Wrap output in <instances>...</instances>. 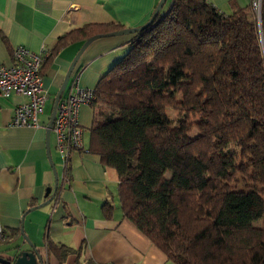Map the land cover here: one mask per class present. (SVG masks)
I'll list each match as a JSON object with an SVG mask.
<instances>
[{"label": "trees", "instance_id": "trees-1", "mask_svg": "<svg viewBox=\"0 0 264 264\" xmlns=\"http://www.w3.org/2000/svg\"><path fill=\"white\" fill-rule=\"evenodd\" d=\"M164 9L95 88L89 152L117 172L125 219L168 260L264 264V0L260 14L233 3L228 15L208 0ZM125 29L87 25L47 61ZM240 177L254 189L238 190ZM47 248L60 261L76 253Z\"/></svg>", "mask_w": 264, "mask_h": 264}, {"label": "crops", "instance_id": "crops-1", "mask_svg": "<svg viewBox=\"0 0 264 264\" xmlns=\"http://www.w3.org/2000/svg\"><path fill=\"white\" fill-rule=\"evenodd\" d=\"M208 1L228 15L233 12V3L247 7L254 2ZM159 2L0 0V64L11 65L12 52L18 46L36 53L46 47L49 58L60 38L87 25L142 27L150 21ZM135 35L95 41L80 58L70 82L76 78L81 88L95 89L124 57ZM83 45L82 41H75L45 63L43 83L50 94L48 103L53 101V107ZM25 101L27 98L17 94L0 98V227L6 237L0 240V260L13 259L20 251L31 250L22 236L24 231L44 264H175L125 219L118 196L117 172L105 167L100 156L90 153L85 142L84 150L71 154L68 168L56 149L53 133L47 149V127L52 113L40 116L39 128L10 126L15 108ZM97 114L93 104L81 109L80 124L84 130H91ZM56 175L59 188L55 200L31 211L52 197ZM106 203L112 207L109 217L104 213ZM50 242L76 253L60 261L48 251Z\"/></svg>", "mask_w": 264, "mask_h": 264}, {"label": "built area", "instance_id": "built-area-1", "mask_svg": "<svg viewBox=\"0 0 264 264\" xmlns=\"http://www.w3.org/2000/svg\"><path fill=\"white\" fill-rule=\"evenodd\" d=\"M257 12L261 0H254ZM49 56L43 47L36 53L25 46H18L12 52V64H0V98H9L12 94L22 95L27 101L15 108L10 126L40 127V116L50 99L43 83L42 70ZM96 101L95 89L81 88L76 80L69 82L59 101L52 133L56 140V149L62 156L65 168H68L71 154L84 150L86 130L80 124L81 109ZM4 230L0 227V240H5Z\"/></svg>", "mask_w": 264, "mask_h": 264}, {"label": "water", "instance_id": "water-1", "mask_svg": "<svg viewBox=\"0 0 264 264\" xmlns=\"http://www.w3.org/2000/svg\"><path fill=\"white\" fill-rule=\"evenodd\" d=\"M168 0H160L152 18L150 19V21L139 28H129V29H125L123 31L120 32H115V33H111L108 35H98V36H94L92 38H90L89 40H87L84 45L82 46L81 50L78 52L76 58L74 59L73 63L70 66V69L64 79V82L59 90V92L56 95L55 98V102H54V107H53V111H52V115L47 127V149H49L50 147V137H51V133H52V128H53V123L55 120V116H56V111H57V107L59 104V101L62 98V95L64 94L72 74L74 73V70L76 68V65L78 64L80 58L82 57V55L84 54V52L88 49V47L93 44L95 41L99 40V39H103V38H109V37H119V36H128V35H135L141 32H144L148 29H150L156 19L158 18V16L161 14V12L163 11L164 7L166 6ZM175 0H173L174 3ZM262 1V0H261ZM260 14V12H259ZM260 16V15H259ZM56 186H55V192L52 195V197L45 203L41 204L40 206L32 209L36 210V209H41L44 208L48 205H50L56 198L57 196V191L59 188V179L58 176L56 175ZM49 196V194H48ZM22 236L24 237L25 242L30 246L31 250H23L20 251V253L13 259H2L0 260L1 264H44V260L43 257L41 256V254L39 253V251L36 249V247L32 244V242L30 241L29 238H27V236H25L24 231H22ZM20 249V248H19Z\"/></svg>", "mask_w": 264, "mask_h": 264}, {"label": "rangeland", "instance_id": "rangeland-1", "mask_svg": "<svg viewBox=\"0 0 264 264\" xmlns=\"http://www.w3.org/2000/svg\"><path fill=\"white\" fill-rule=\"evenodd\" d=\"M171 3H172V0H169V2L167 3V5L165 7V10H167L171 6ZM177 98L180 100L181 99V96L180 95H177ZM52 109H53V101H50L46 105L45 111H44L47 117L49 115H51ZM167 111H168V116H169L171 122H174L178 118L179 113L177 111L172 110V109H168ZM98 112H99V110H98ZM197 134H198L197 131L194 130L193 133H192V136L195 137ZM90 138H91V131L88 129V130H86V134H85V138H84V142H85V145L86 146H90ZM239 181H240V183L237 186V189L238 190L244 191L247 186H251V188L254 189V187H253V185L251 183H247V182L243 181L241 177L239 178ZM263 224H264L263 221H261V222L256 223L255 225L257 227H262Z\"/></svg>", "mask_w": 264, "mask_h": 264}]
</instances>
